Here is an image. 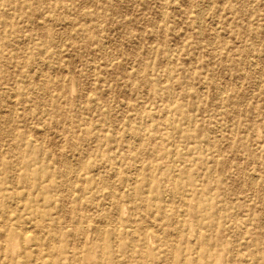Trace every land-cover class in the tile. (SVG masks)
I'll use <instances>...</instances> for the list:
<instances>
[{
	"label": "rangeland",
	"instance_id": "374dc122",
	"mask_svg": "<svg viewBox=\"0 0 264 264\" xmlns=\"http://www.w3.org/2000/svg\"><path fill=\"white\" fill-rule=\"evenodd\" d=\"M0 194L3 263L103 215L155 232L141 264H264V0H0Z\"/></svg>",
	"mask_w": 264,
	"mask_h": 264
},
{
	"label": "bare ground",
	"instance_id": "6f19581e",
	"mask_svg": "<svg viewBox=\"0 0 264 264\" xmlns=\"http://www.w3.org/2000/svg\"><path fill=\"white\" fill-rule=\"evenodd\" d=\"M207 2V1H206ZM209 3V2H208ZM206 3V4H208ZM199 4V3H198ZM210 5V4H209ZM208 5V7H209ZM205 6V5H204ZM200 8V7H199ZM210 8V7H209ZM211 9V8H210ZM201 10V9H200ZM210 11V10H209ZM206 12V11H205ZM197 13V12H196ZM197 16V14H195ZM200 15H203L202 12H200ZM199 17V16H198ZM204 17V16H201ZM199 19V18H198ZM201 21V18H200ZM199 21V22H200ZM203 21V20H202ZM201 21V22H202ZM198 22V21H197ZM200 22V24H202ZM200 26V25H199ZM198 26V27H199ZM202 26V25H201ZM203 27V26H202ZM199 31H201L200 29H198ZM212 45V43H210ZM106 47V46H105ZM46 66V65H45ZM31 73V72H30ZM259 84V83H258ZM27 85V84H26ZM44 87V86H43ZM221 88V87H220ZM21 89V88H20ZM221 90V89H220ZM224 91V90H223ZM222 91V92H223ZM238 91V90H237ZM44 97V96H42ZM170 98V97H169ZM7 99V98H6ZM5 100V98H4ZM14 102V101H13ZM13 104V103H12ZM79 105V104H78ZM13 106V105H12ZM13 108H15L13 106ZM12 109V108H11ZM13 113V112H12ZM171 115V114H170ZM3 116V115H2ZM4 119V118H2ZM1 119V120H2ZM3 121V120H2ZM172 126V125H171ZM42 145V142H41ZM173 147V146H172ZM171 147V148H172ZM172 150V149H171ZM18 156L21 155V153H15ZM68 155V154H67ZM173 156V154H172ZM70 159V157H68ZM175 158V157H174ZM65 164V163H64ZM75 168V167H73ZM67 167L65 169V171L68 173L67 171ZM81 169V168H80ZM79 169V170H80ZM31 170V166H27L26 171H30ZM39 170V169H38ZM64 170V169H63ZM75 170V169H74ZM70 171V170H69ZM222 171V170H221ZM79 172V171H77ZM251 174V173H250ZM66 175V174H65ZM64 175V176H65ZM88 176V175H87ZM86 177V176H85ZM84 177V178H85ZM251 177V176H250ZM65 178V177H64ZM80 178V177H79ZM252 178V177H251ZM258 179V178H257ZM260 179V178H259ZM84 180V179H83ZM255 180V178H254ZM85 181V180H84ZM173 181V180H172ZM175 182V180H174ZM173 182V184H174ZM251 183V181H250ZM254 183V182H253ZM227 184V183H226ZM250 185V184H249ZM254 186V185H253ZM174 187V185H173ZM263 188V187H262ZM95 190V189H94ZM133 190V189H132ZM179 190V189H178ZM175 188L172 189L170 191V193L168 194V196L172 197L173 199H176L177 201H180V203L186 202L187 200V192H182V191H178ZM92 192V191H91ZM83 193V192H82ZM97 193V192H96ZM189 193V192H188ZM79 195V194H78ZM190 195V194H189ZM169 198V197H168ZM9 199L6 197L5 194H0V236L1 238L4 240V242H6L7 238H8V233L7 231H9V227L11 226V222H18L21 217L18 214H14V218L12 216H10V212H11V208H12V203L10 201H8ZM111 202V201H110ZM177 205V204H176ZM175 206V205H174ZM17 208V207H16ZM114 210V209H113ZM98 211V210H97ZM181 211V210H180ZM17 212V209L15 211V213ZM67 212V211H66ZM172 212V211H170ZM176 212V210H175ZM106 213V212H105ZM178 213V211H177ZM182 213V212H181ZM100 213L97 214V216ZM104 214V213H103ZM180 214V213H179ZM105 215V214H104ZM108 215V214H107ZM172 216H174V219L176 220V218L178 217V215L176 213H172ZM183 216V215H182ZM25 217V216H24ZM108 216L103 217L100 216L99 218H95L93 216H87V217H80L79 221H82L80 224L78 223L79 221H73V222H68L69 226L67 227H71L72 230L70 228L69 230V235L73 238H76V241H78V246H71L70 243L66 244L62 249H56L53 250L51 252V261L49 264H88L86 262H90L89 260L93 257L91 256V241L89 243H83L81 240L82 238H86L88 233H91V235H95L96 239H100L99 241H101V243L99 244V255L96 257V262H94L93 264H141L143 261H146L149 257H148V252L146 249L147 246V239L149 236H152L154 238L155 242H159L158 237L155 235V232H151L152 230H150L149 228H139V230H137L136 232H132V226L131 227V232L132 234H129V232H126L124 237L125 238H118L117 237V233H116V227L114 228H109V230L107 231V229L104 226V223L107 221ZM110 219V218H109ZM116 222V221H115ZM176 222V221H175ZM174 222V223H175ZM176 224V223H175ZM23 225V224H22ZM107 225V223H106ZM152 225V223H151ZM157 225V224H156ZM27 226V225H26ZM86 226L90 227V231L88 232L86 230ZM118 226V225H117ZM153 226V225H152ZM171 226V224H170ZM176 226V225H175ZM15 227V226H13ZM22 227V226H21ZM31 227H33V225H31ZM30 227V228H31ZM86 227V228H85ZM113 227V226H112ZM122 227V226H121ZM28 228V227H27ZM29 228V230H30ZM48 228V227H47ZM116 228V229H115ZM128 228V227H127ZM155 228V227H154ZM172 228V227H170ZM15 229H18L17 227ZM67 229V228H66ZM119 229V226H118ZM177 229V228H175ZM134 230V228H133ZM177 231V230H175ZM18 232V233H17ZM17 236L19 239H25L26 235L29 234V231L26 229H22L19 231H17ZM178 232V231H177ZM134 233V234H133ZM172 233V232H171ZM31 234V233H30ZM176 234V233H175ZM178 234V233H177ZM170 235V234H169ZM30 236V235H29ZM129 236H131V238H133L132 240L129 239ZM25 237V238H24ZM29 238V237H28ZM173 238V237H172ZM33 239V238H32ZM168 239V238H167ZM178 240V239H177ZM98 241V242H99ZM173 241V240H172ZM179 241V240H178ZM33 242V241H32ZM169 242V241H168ZM176 242V241H174ZM46 243V242H45ZM36 244V242L34 243V245ZM158 245V244H157ZM164 245V244H163ZM162 245V247H163ZM174 246V243L172 244ZM53 246V245H51ZM159 246V245H158ZM105 247H110L112 249L116 248V249H123V252H113L111 255H109L108 253L104 252V248ZM160 248V246H159ZM5 251L8 252V254L4 257L7 262L3 263L4 260H2L1 256H0V264H14L16 262V258H22L23 260H21V264H27L28 260L27 258V252H25L24 250H21L20 252H17L16 254H14L13 252V248H9L6 246L5 244ZM198 250H196L197 252ZM3 256V255H2ZM183 256V255H182ZM45 257V256H44ZM43 257V258H44ZM49 257V256H48ZM50 260V259H49ZM19 261V260H18ZM47 260H43L40 263H35V261H33L35 264H46ZM214 262V256L212 253H209V255L207 257L202 258L201 256H195L193 259L192 264H213ZM16 264V263H15ZM178 264H182V262H178Z\"/></svg>",
	"mask_w": 264,
	"mask_h": 264
}]
</instances>
